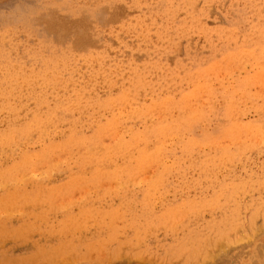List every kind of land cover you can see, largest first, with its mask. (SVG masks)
<instances>
[{"label":"rangeland","instance_id":"374dc122","mask_svg":"<svg viewBox=\"0 0 264 264\" xmlns=\"http://www.w3.org/2000/svg\"><path fill=\"white\" fill-rule=\"evenodd\" d=\"M0 264H264V0H0Z\"/></svg>","mask_w":264,"mask_h":264},{"label":"bare ground","instance_id":"6f19581e","mask_svg":"<svg viewBox=\"0 0 264 264\" xmlns=\"http://www.w3.org/2000/svg\"><path fill=\"white\" fill-rule=\"evenodd\" d=\"M259 93V92H258ZM149 153V152H148ZM233 163V162H232ZM155 185V184H154ZM229 249V248H228Z\"/></svg>","mask_w":264,"mask_h":264}]
</instances>
